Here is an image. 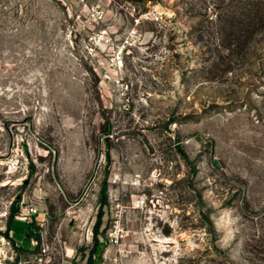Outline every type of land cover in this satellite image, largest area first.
<instances>
[{
	"label": "rangeland",
	"instance_id": "1",
	"mask_svg": "<svg viewBox=\"0 0 264 264\" xmlns=\"http://www.w3.org/2000/svg\"><path fill=\"white\" fill-rule=\"evenodd\" d=\"M0 264H264V0H0Z\"/></svg>",
	"mask_w": 264,
	"mask_h": 264
},
{
	"label": "trees",
	"instance_id": "2",
	"mask_svg": "<svg viewBox=\"0 0 264 264\" xmlns=\"http://www.w3.org/2000/svg\"><path fill=\"white\" fill-rule=\"evenodd\" d=\"M152 1H155V0H152ZM259 8V7H258ZM260 24H262L260 22ZM246 30L242 31L240 34H230V38H232V41H234V43H230L231 45H234L233 47H235V49H237L238 52H243V50H245L248 46L251 45L252 43V40H253V33H254V28H255V25L256 23H253L252 21L251 22H247L246 23ZM251 27H250V26ZM234 36V37H232ZM231 45L228 46V48L230 49V51H232L233 49H231ZM106 203V195L104 194L103 192V195H102V198H101V205L105 204ZM16 207L15 206H12L11 208V214H10V222H9V230L11 229V226H12V221H13V218L16 214ZM205 222H207V224L211 225V222L209 220V218L206 216L204 219H203ZM100 222H101V215H99V220L97 222V224L95 225L94 227V230H93V233H94V237H95V240L98 244V234H99V225H100ZM27 229L29 231V236L32 237L33 240H35L38 245L39 243V235H33L32 233V226H31V223H28L27 225ZM96 249H97V246H96Z\"/></svg>",
	"mask_w": 264,
	"mask_h": 264
},
{
	"label": "built area",
	"instance_id": "3",
	"mask_svg": "<svg viewBox=\"0 0 264 264\" xmlns=\"http://www.w3.org/2000/svg\"><path fill=\"white\" fill-rule=\"evenodd\" d=\"M69 1H74V0H69ZM97 12V14H98V11H96ZM8 167V169L9 170H11V169H14L16 166H15V163H9V165L7 166ZM38 213V210L36 209V208H34V209H31V211L29 210L28 211V213L27 214H29L28 215V222L29 223H32L33 222V220H32V216H34L35 218H36V220H37V217H36V214Z\"/></svg>",
	"mask_w": 264,
	"mask_h": 264
}]
</instances>
